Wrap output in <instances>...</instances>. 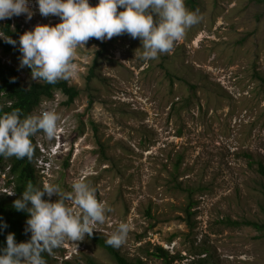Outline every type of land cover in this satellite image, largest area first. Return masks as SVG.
<instances>
[{
	"label": "rangeland",
	"instance_id": "rangeland-1",
	"mask_svg": "<svg viewBox=\"0 0 264 264\" xmlns=\"http://www.w3.org/2000/svg\"><path fill=\"white\" fill-rule=\"evenodd\" d=\"M195 1L184 0L200 22L155 59L142 58L141 41L127 33L77 47L69 80L79 95L70 102L56 91L33 111L51 108L59 117L53 139L33 135L35 166L42 185L89 183L111 209L93 232L107 238L128 223L116 249L132 260L166 264L150 254L160 245L179 256L172 264H264V231L228 223L264 222V0ZM29 6L31 19L13 15L12 24L29 30L60 19L42 16L36 0ZM0 56L31 84L25 67ZM53 145L68 151L55 154ZM12 158L0 160V200L17 195ZM66 242L46 264L70 256L115 263L93 233Z\"/></svg>",
	"mask_w": 264,
	"mask_h": 264
},
{
	"label": "clouds",
	"instance_id": "clouds-1",
	"mask_svg": "<svg viewBox=\"0 0 264 264\" xmlns=\"http://www.w3.org/2000/svg\"><path fill=\"white\" fill-rule=\"evenodd\" d=\"M29 4L30 0H0V20L21 14L31 19L33 10ZM36 4L42 16L55 15L59 21L37 23L22 32L18 40L0 30V38L14 46L18 44L20 66L30 68L34 81L49 84L75 76L76 49L85 46L89 38L105 40L127 33L141 41L142 58L155 59L170 52L186 29L201 20L195 11L186 8L184 0H97L95 4L89 0H36ZM20 113L18 108L0 113V156L31 159L33 135L42 132L51 140L57 134L59 117L54 109L42 108L23 118ZM56 146H50L56 150L55 154L62 151ZM48 164L49 161L43 162L42 167H49ZM53 194L58 198H43ZM13 206L29 213L25 231L30 233V238L17 242L14 233L9 232L6 245L0 247V264H46L42 253L52 254L54 248L65 247L66 239L82 240L85 234L91 235L111 210L80 177L73 178L70 190L52 183L37 187L28 181ZM6 226L0 222V229ZM129 231L130 225L120 222L107 235L105 243L119 247ZM60 255L65 256L63 252Z\"/></svg>",
	"mask_w": 264,
	"mask_h": 264
},
{
	"label": "trees",
	"instance_id": "trees-1",
	"mask_svg": "<svg viewBox=\"0 0 264 264\" xmlns=\"http://www.w3.org/2000/svg\"><path fill=\"white\" fill-rule=\"evenodd\" d=\"M190 2L195 3V0H190ZM0 30L4 31L7 35L18 40L19 35L24 32V28L21 23L17 22L12 24L11 19L9 18L5 23L0 25ZM0 50H2L4 55H11L14 62L19 61L20 52L18 44L16 46L9 44L4 41L3 38H0ZM97 62V61H96ZM95 62V65H96ZM25 69L31 73L30 68L25 66ZM95 67L91 68L89 75L93 77ZM14 78V79H13ZM56 91H61L66 94L69 98V101L72 102L78 95L79 90L76 86L70 84V80H58L54 84H49L43 81H32L30 85H26L22 82L20 69L14 63H10L3 60V57L0 56V113L11 112L14 109L21 110V118L32 114L34 109L42 102L44 98H51L54 96ZM34 150V138L31 137ZM4 156H0V160ZM11 171L15 174L16 178V197L6 198L0 200V222L5 223L7 226L0 229V247L6 245V236L9 232L14 233L15 240L17 242L26 241L30 238V233L26 232V220L29 213L25 210H17L13 206V201L20 197L21 193L25 189L28 181H31L34 186L42 187V183L39 179L38 170L34 163V152L31 159L28 157L16 158L13 156ZM43 198L49 199L47 195ZM229 224L233 225H252L259 231H264V222H257L252 220H228ZM94 240L104 248H106L113 256L115 263L114 264H146L145 260L142 258L130 259L124 254H122L116 247L108 245L105 243L106 238L102 233L93 232ZM56 248L52 250V254L47 252L42 253L46 263H55L58 260L53 256V252ZM155 257L162 258L165 260L166 264H172L174 260H177L179 256L170 255L169 251L163 246H156L153 252L150 253ZM211 264L208 259L200 258L198 260L193 259L189 264ZM61 264H106L103 262H98L92 257H88L86 262L72 261V260H63Z\"/></svg>",
	"mask_w": 264,
	"mask_h": 264
}]
</instances>
